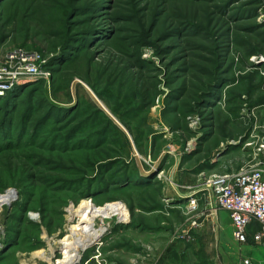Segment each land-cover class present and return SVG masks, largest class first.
<instances>
[{
  "label": "rangeland",
  "instance_id": "rangeland-1",
  "mask_svg": "<svg viewBox=\"0 0 264 264\" xmlns=\"http://www.w3.org/2000/svg\"><path fill=\"white\" fill-rule=\"evenodd\" d=\"M19 48L51 75L0 95V195L15 192L0 264L70 234L88 200L129 213L105 222L109 263L167 264L145 209L249 163L264 140V0H0V59ZM192 251L179 264H208Z\"/></svg>",
  "mask_w": 264,
  "mask_h": 264
},
{
  "label": "built area",
  "instance_id": "built-area-1",
  "mask_svg": "<svg viewBox=\"0 0 264 264\" xmlns=\"http://www.w3.org/2000/svg\"><path fill=\"white\" fill-rule=\"evenodd\" d=\"M50 75L42 54L24 48L14 49L0 59V95L28 83L49 81ZM203 186L213 195L214 209L230 214L237 242L245 244L251 239L255 244H264V140L256 144L249 163L231 173L205 177ZM189 205L190 213L198 210L196 199L191 198ZM254 224L259 229L251 235L250 228ZM196 225L197 221H194L192 226ZM65 237L51 238L45 248L24 264H60L62 260H66L62 264H111L103 256L102 237L91 246L79 248L76 253L60 243ZM4 238V228L0 226V253L5 248ZM68 253L69 258L65 257ZM245 264L253 263L246 260Z\"/></svg>",
  "mask_w": 264,
  "mask_h": 264
},
{
  "label": "crops",
  "instance_id": "crops-1",
  "mask_svg": "<svg viewBox=\"0 0 264 264\" xmlns=\"http://www.w3.org/2000/svg\"><path fill=\"white\" fill-rule=\"evenodd\" d=\"M261 108H264V104L261 105ZM261 112L264 113V110ZM238 169L239 167L231 166L230 170L222 174L231 173ZM201 174L208 177L217 173L205 174L202 172ZM169 185H173V183H169ZM202 185L198 186V191L191 194H179L178 189L171 191L172 194L169 196L162 194L161 200H169L170 202L167 204L171 206L170 208H165L162 206L163 204H160L158 208L145 209L147 211L144 216V223L139 227L144 228L143 231L151 235L150 240L155 241L154 243H157L160 238H164L158 244L164 247L166 263L172 264L174 259V263L179 264V250L182 251L180 252L182 254L184 253L183 249L188 247L193 250L192 254L195 257L209 259L208 264L211 263L212 259L214 260V257L217 261L220 260V264H245V261L250 259L253 260L254 264H264V244H255L251 239L245 244L237 242L234 238L230 214L223 210L214 209L213 195L210 191L205 190ZM191 198L198 201V210L191 215L188 214V216L190 215L189 218L184 221V217L179 216V213L184 209L189 211ZM181 201L182 203L179 205ZM190 218L197 220V225L191 226L189 229ZM211 218L212 220H210ZM184 222H186L187 227ZM136 227L138 226L136 225ZM258 229V225H252L250 234L257 232ZM179 232L185 234L181 240H179ZM138 234L139 230L133 231V236ZM145 237L148 238V236ZM135 244L136 241L133 242V245Z\"/></svg>",
  "mask_w": 264,
  "mask_h": 264
},
{
  "label": "bare ground",
  "instance_id": "bare-ground-1",
  "mask_svg": "<svg viewBox=\"0 0 264 264\" xmlns=\"http://www.w3.org/2000/svg\"><path fill=\"white\" fill-rule=\"evenodd\" d=\"M14 197L13 192L0 196V205L4 202L10 204ZM69 213L71 219L77 221L71 225V233L60 240V243L75 253L79 248H86L95 244L105 234L106 220L117 218L123 223L129 220V213L122 203H111L98 207L88 200L83 201L79 208L71 207ZM69 255L70 253L65 257L69 258ZM64 261L66 260L60 261V264Z\"/></svg>",
  "mask_w": 264,
  "mask_h": 264
}]
</instances>
